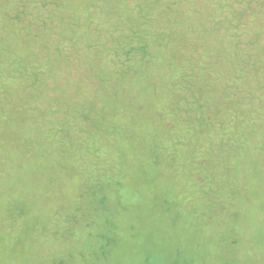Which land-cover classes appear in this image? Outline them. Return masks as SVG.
Here are the masks:
<instances>
[{"label":"rangeland","instance_id":"1","mask_svg":"<svg viewBox=\"0 0 264 264\" xmlns=\"http://www.w3.org/2000/svg\"><path fill=\"white\" fill-rule=\"evenodd\" d=\"M0 264H264V0H0Z\"/></svg>","mask_w":264,"mask_h":264},{"label":"trees","instance_id":"2","mask_svg":"<svg viewBox=\"0 0 264 264\" xmlns=\"http://www.w3.org/2000/svg\"><path fill=\"white\" fill-rule=\"evenodd\" d=\"M252 62H253V63H251V67H250L251 70H253L254 73H255V72H258L257 69H258L259 67L256 66V64H257L256 61L254 60V61H252ZM241 69H242V68H241ZM244 72H245V71H244ZM244 74H245V73H244ZM256 75H257V74H256Z\"/></svg>","mask_w":264,"mask_h":264}]
</instances>
